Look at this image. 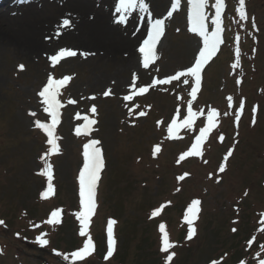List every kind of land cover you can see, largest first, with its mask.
Here are the masks:
<instances>
[{"label":"rangeland","instance_id":"rangeland-1","mask_svg":"<svg viewBox=\"0 0 264 264\" xmlns=\"http://www.w3.org/2000/svg\"><path fill=\"white\" fill-rule=\"evenodd\" d=\"M93 3L103 9L95 0ZM169 4V0H150L157 17L167 14ZM249 4V15L256 13L261 34L257 38L258 55L240 73L247 74L245 84H230L234 77L226 64L229 56L223 52L206 73L205 93H196L199 101L192 97L191 86L184 80L154 87V81H166L178 70L190 67L198 47L202 48V38L190 31L191 7L177 10L166 20L168 33L157 62L139 77L140 83L152 90L142 101L153 107L149 117L144 115L139 120H134L123 104L122 97L130 85L119 89L110 85L109 80H114L112 65L97 64V56L88 61L78 57L61 66H54L47 58L63 46L96 53L92 46L63 40L29 58L0 47V220L4 221L0 225V245L6 249L0 255V264H214V259L218 264H260L264 260V0H249ZM52 14L56 20L52 29L41 35L45 40L54 36L59 19L67 16L63 11ZM227 24L229 31L237 29L238 33L247 26L245 20L233 27ZM64 73L71 75L72 82L61 96L70 100L55 129L60 151L48 158L51 146L47 134L42 138L43 130L35 122L48 123L50 113L45 111L47 105L39 93L52 75ZM100 76L102 82L96 84ZM126 76V82L133 81L131 72ZM109 91L111 95L105 96ZM242 99L247 111L237 124L233 118L241 112L237 107ZM74 100L77 105L72 103ZM204 101L224 109L227 122L222 132L228 135L231 145L238 142L228 156L229 164H222L223 172L219 171L221 165L216 166L215 144L210 154L183 160L190 140H168L169 129L164 130L170 119L180 117L184 122L189 104L194 112ZM91 104L98 108L99 120L92 130L94 135L85 140L98 137L106 155L96 208L89 221L93 256L84 262V258H71V253L87 242L83 237L88 232L80 235L81 225L75 215L82 210L79 174L84 163V144L75 136L80 119L75 114L89 112ZM154 145L160 147V152H154ZM45 161L52 165L53 190L47 201L43 200L49 183L44 176ZM199 198L200 215L198 211L193 221L195 224L201 216L197 222L199 236L189 241V225L184 217L191 202ZM160 203L166 209L162 220L173 244L169 250L175 253L172 261L162 251L160 219L150 215ZM57 209L61 214L56 227L42 222L51 219V212ZM110 221H115V245L108 256ZM41 235L51 238L47 246L38 243Z\"/></svg>","mask_w":264,"mask_h":264},{"label":"snow or ice","instance_id":"snow-or-ice-1","mask_svg":"<svg viewBox=\"0 0 264 264\" xmlns=\"http://www.w3.org/2000/svg\"><path fill=\"white\" fill-rule=\"evenodd\" d=\"M191 11L189 16L190 21V31L194 34H198L200 38H202V48L198 47V58L194 60V63L191 67L186 68L184 71H178L174 76H169L166 81L156 80L155 83H167L171 80H178L181 77H184V83L187 84L190 79H194L195 87L192 88L191 95L193 98L196 96V90L199 88L201 84V70L202 68L214 57L222 44V33L224 32L223 25V12L226 8V0H214L212 7H214V17L213 24L214 30L211 29V25L208 23L209 15L207 9L210 4V0H189ZM239 3V18L241 21L248 19L246 13V0H238ZM181 7V0H172L170 5V10L167 12L166 16L163 18H153L151 21L150 31H147V38L143 40L142 46L139 47V53L143 56V66L148 68L149 64L152 63L155 59H157L156 48L158 42L161 40V37L165 32V22L167 19L173 16V13L177 11ZM140 9L142 12L146 13L148 16H152L153 13L150 10V3L148 0H119L118 4L115 7V12L119 13L118 23H126L128 17L135 12L137 9ZM64 26H70V19L63 20ZM238 39V38H237ZM87 56L88 53H82ZM241 55L240 49L236 50L237 64L239 65V57ZM77 56V52L70 48L64 47L61 48L57 54H54L50 57V60L53 64L60 61L65 57H75ZM23 68V65H21ZM70 79L69 77H65L61 80L49 79L48 84L43 90L39 93L41 97L44 98V103L47 105L45 108L46 112H49L51 115L50 123H42L37 120L36 126L39 129H42L44 133L47 134V144L51 146L50 151L53 153H57L60 151L59 145L57 143L58 137L55 134V129L59 122V108L61 107L59 100H57V95L59 94V89L63 86L66 81ZM146 88H141L140 91H146ZM107 94V93H106ZM131 99V97H128ZM231 100V97H229ZM243 110L241 106V111ZM92 111H95V107H93ZM32 115H35L34 113ZM196 113L192 111L191 104L188 107V115L184 120L183 126L185 128H191L194 119L196 118ZM218 112L215 108H212L211 111L207 115V126L199 129V135L195 138V143L191 147L190 152H185L181 159L184 156H201V144L204 141L205 137L212 131L213 128L216 127V118L218 116ZM86 119V118H85ZM236 121H239V115L236 116ZM254 122V121H253ZM94 123L92 120H88L87 124L83 125V130L85 132L88 131L89 127ZM181 127L180 124L176 123V121L172 122V127L169 128V132H173L176 128ZM76 133L79 135L81 133V127L76 128ZM223 135L220 136V140H223ZM99 140H90L88 143L84 145V163L83 169L79 174V196H80V206L81 211L75 213L78 217L81 230L80 235L85 236L87 229L89 227L90 218L93 216L94 210L96 208V188L97 182L100 179L101 170L104 168V159L102 156L101 148ZM159 151V148H157ZM231 151L224 157V160L227 161L228 156H231ZM46 168L44 175L48 178L49 183L47 186V191L44 193V196L47 197L49 193L52 192L53 186L51 184L52 178V165L48 164L45 161ZM225 170V166L221 165L219 168L220 172ZM187 175V173H185ZM180 180L184 179V176L179 177ZM200 200H193L191 205L187 208V214L184 217L185 221L189 225L188 238L190 239L195 234V228L192 227L193 221L196 218V214L199 211ZM160 209H156L152 213L153 216L157 215ZM60 210L57 209L51 212V219L47 221L48 224H54L58 222L60 217ZM4 221L0 220V225H3ZM115 221H110L107 228V236H108V256L112 255L113 246L115 245V240L113 239V228L112 225ZM160 231L163 233V248L162 251L167 253L169 249L173 247V244L169 241V235L164 230V225H160ZM235 231V229H233ZM38 243L41 245H47L48 240L44 238L43 235L37 237ZM93 241L89 237L87 242L80 248L78 251H74L71 253V258L75 260H82L85 256L90 254L93 250ZM175 253L167 256L168 261H172ZM68 257H65L67 259ZM215 264V262H214ZM260 264H264V260L260 261Z\"/></svg>","mask_w":264,"mask_h":264},{"label":"bare ground","instance_id":"bare-ground-1","mask_svg":"<svg viewBox=\"0 0 264 264\" xmlns=\"http://www.w3.org/2000/svg\"><path fill=\"white\" fill-rule=\"evenodd\" d=\"M25 1L6 0L9 4L8 8H1L6 9V11L0 10L1 48L29 58L32 55H39L40 50L51 48L63 40L88 44L96 49L94 50L96 53L80 48V55L85 56L82 53L91 52V58L98 57L97 64L112 65L114 80L109 82L110 85H116V89L129 84L126 82L127 73L132 71L139 75L142 73L144 68L142 54L136 47L133 24L127 27L114 25L112 15L110 16L105 9H96L92 0H59L58 4H47L46 0H31L30 4H23ZM101 1L103 5H109V0ZM62 11L73 13L75 27L73 28L74 24H71L62 37L52 38L47 42L41 38V35L52 29L53 21L56 20L52 13L58 14ZM15 13L20 15L16 16ZM132 20L131 18L130 23L133 22ZM102 77H98L96 84L102 82Z\"/></svg>","mask_w":264,"mask_h":264}]
</instances>
